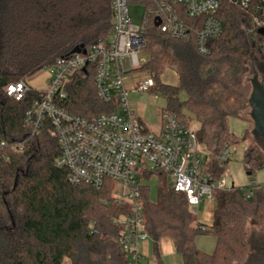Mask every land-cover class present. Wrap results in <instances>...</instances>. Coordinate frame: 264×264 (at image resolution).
Returning <instances> with one entry per match:
<instances>
[{
    "label": "trees",
    "instance_id": "16d2710c",
    "mask_svg": "<svg viewBox=\"0 0 264 264\" xmlns=\"http://www.w3.org/2000/svg\"><path fill=\"white\" fill-rule=\"evenodd\" d=\"M132 3L152 5L147 0ZM178 10L188 27H199V19H189ZM219 18L224 32L210 43L206 56L198 53L193 35L189 41L166 39L153 23L148 26L144 51L149 56L144 70L154 81L151 93L166 99L163 110L170 115L188 122V127L192 120L199 125L197 138L216 177L224 175L227 166L217 161L221 153L248 141L231 133L230 120L243 119L242 112L249 108L251 89L245 77L248 64L255 61L256 39L264 36L255 38L247 31L255 19L264 21V0H252L246 10L225 0ZM112 29L111 0H0V140L24 143L20 154L11 148L0 154V264H66L65 260L127 264L117 243L122 229L111 218L116 208L113 183L106 182L101 189L70 184L68 172L55 166L61 148L50 136V126L46 124L33 139L24 126L38 95L30 93L16 102L2 91L8 84L38 75L77 47L88 49L107 39ZM167 70L177 75L178 87L162 83ZM67 93L65 108L78 117L91 119L112 111L97 97L93 71L75 76ZM180 93L186 95L185 101L179 99ZM243 163L248 175L263 171V144L250 142ZM248 188L217 193L212 227L202 231L185 197L167 182L154 203L150 190L142 187L145 230L156 255L159 242L166 238L174 243L182 264L258 263L259 242H264V189L247 198L244 189ZM250 225L263 230L255 231L251 240ZM200 235L216 238L213 254L196 247Z\"/></svg>",
    "mask_w": 264,
    "mask_h": 264
},
{
    "label": "built area",
    "instance_id": "2783aa9c",
    "mask_svg": "<svg viewBox=\"0 0 264 264\" xmlns=\"http://www.w3.org/2000/svg\"><path fill=\"white\" fill-rule=\"evenodd\" d=\"M147 1L152 5L145 7L143 22L137 26L129 11L132 0H111L113 29L109 37L80 53L60 57L36 75L46 72L44 88L31 84L34 76L2 89L16 102L23 101L30 93L38 95L25 115L24 126L30 131L31 139L39 136L46 124L50 126V136L61 148L55 166L68 172L70 184L101 189L106 182L113 183L112 198L116 208L111 218L113 224L122 229L117 243L127 264H144L140 244L151 239L145 230L141 205V180L145 175L165 177L167 184H171L176 194L185 197L195 213L204 205L207 212L212 210L214 214L217 193L238 189L228 184L225 174L216 177L210 172L197 131L188 127V122L162 110L161 131L152 133L139 117L132 100L135 94H151L154 87L152 75L144 70L147 60L141 57L147 45L149 24L155 25L159 19L160 26L156 28L166 39L189 41L193 35L198 53L206 56L210 43L224 32L219 11L225 0ZM251 1L230 0L244 10ZM178 9L189 19H199V27L192 29L182 22ZM261 29H264V21L255 19L254 27L247 33L256 38ZM260 49L264 54V40H260ZM91 71L98 99L112 107V111L85 119L67 111L65 103L72 79ZM260 83L264 88V76ZM7 148L20 154L24 152V143L10 145L0 140V154ZM230 158L227 148L217 161L224 167ZM249 187L244 189L247 198L253 197L256 190L264 189V183L254 180ZM206 224H202V231L208 230Z\"/></svg>",
    "mask_w": 264,
    "mask_h": 264
},
{
    "label": "rangeland",
    "instance_id": "374dc122",
    "mask_svg": "<svg viewBox=\"0 0 264 264\" xmlns=\"http://www.w3.org/2000/svg\"><path fill=\"white\" fill-rule=\"evenodd\" d=\"M130 16L133 19L134 25L140 26L143 22L144 13H145V7L138 3H131L129 6ZM258 41V48L254 53L255 62H250L248 64V73L245 77V84L250 87L252 91L251 86V80L255 77V74L259 75V79L264 76V54L262 53L260 49V41ZM141 57L145 58L147 62L149 61V56L143 52L141 54ZM167 72V73H166ZM163 76L164 79L169 82L174 87L177 85L178 80L175 75V73L171 70H167ZM46 72L42 73L38 78V82L42 83L46 78ZM162 76V77H163ZM162 80V78H161ZM33 85H38L33 83ZM138 101L145 106V109L148 113V115L152 118L156 117L158 113H160L163 109L167 107V101L166 99L160 95L159 93H155L145 96L140 95L137 97ZM179 99L181 101L186 100V95L184 93H180ZM251 109L248 108L247 110L242 112L243 119L238 118H232L230 120V131L233 133L238 139L243 140L244 138L248 137L247 142L241 143L238 147L235 148H229V151L231 153L230 161L228 162L226 169H225V178L227 179V182L230 186L234 185L235 188H244L249 187L253 184V181L257 179V181L264 180V171L257 172L254 175H248L243 163V157L244 154L248 148V144L250 142H255V140L252 137V130L254 128V124L250 118ZM191 129L197 131L199 128V125L192 120V123L190 124ZM165 177H161L158 174L153 175H145L141 180V185L146 188L147 190H150V201L154 203L157 200V194L160 187L165 185ZM169 187H171V184H168ZM118 190L120 188L117 186ZM112 214V211H111ZM195 217L200 224H206L208 230L212 227V217H213V211H206V208L204 205H201L198 208V212L195 213ZM255 231L262 232L263 230L256 227V226H249L248 229V238L251 240L252 237H254ZM217 240L212 235H200L196 239V247L202 251L205 254L211 255L215 252L216 249ZM154 245L151 243L152 249ZM163 261V264H182L181 257L179 255H175V253L167 252L165 257L161 258ZM65 263L68 264V260H65Z\"/></svg>",
    "mask_w": 264,
    "mask_h": 264
},
{
    "label": "crops",
    "instance_id": "0c3cea01",
    "mask_svg": "<svg viewBox=\"0 0 264 264\" xmlns=\"http://www.w3.org/2000/svg\"><path fill=\"white\" fill-rule=\"evenodd\" d=\"M164 76H165V74H164ZM164 76L162 77V83L164 85L174 87L173 85H171L169 82H167L164 79ZM38 77L39 76H36L34 79H32L31 84L32 85H33V83L38 84V85H33L36 88H44L45 87V80H46L47 76L42 83L38 82V79H39ZM176 77H177V75H176ZM177 80H178V77H177ZM178 86H179V81L175 87H178ZM149 95H151V94H148L145 96H149ZM139 96L140 95H136V94L132 96L134 107H135L139 117L141 118L142 121H144L146 123V126H147L149 131H151L152 133H155V134L160 133L161 128H162V122H161V117H160L161 112L158 113L156 115V117H154V118L150 117L148 115L146 109H145V106L138 101L137 97H139ZM255 180H257V179H255ZM258 182L264 183V180L258 181ZM212 223H213V217H212ZM151 243L154 245L152 239L140 244V250L144 256V264H163V261L161 258L165 257L167 252L175 253V255H179L176 251L174 243L170 239L164 238L159 242V244H158L159 257L156 255L155 245L153 246L154 249H152Z\"/></svg>",
    "mask_w": 264,
    "mask_h": 264
},
{
    "label": "water",
    "instance_id": "95a60500",
    "mask_svg": "<svg viewBox=\"0 0 264 264\" xmlns=\"http://www.w3.org/2000/svg\"><path fill=\"white\" fill-rule=\"evenodd\" d=\"M160 26V20L157 19L155 27ZM260 35H264V29L259 31ZM84 46L75 48L71 54L80 53ZM252 91L249 98V108L251 109L250 118L254 124L251 132L253 139L256 142L263 144L264 151V88L260 83L259 75L251 80Z\"/></svg>",
    "mask_w": 264,
    "mask_h": 264
},
{
    "label": "flooded vegetation",
    "instance_id": "af4514ba",
    "mask_svg": "<svg viewBox=\"0 0 264 264\" xmlns=\"http://www.w3.org/2000/svg\"><path fill=\"white\" fill-rule=\"evenodd\" d=\"M262 245H264V242H262V241L259 242V246H258L257 252L262 255V258L259 259V262L256 263V264H264V248H261ZM249 264H254V263L249 262Z\"/></svg>",
    "mask_w": 264,
    "mask_h": 264
}]
</instances>
